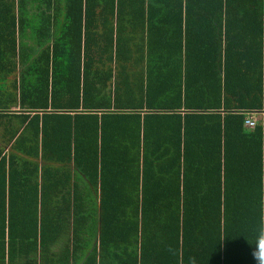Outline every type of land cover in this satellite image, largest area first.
<instances>
[{
	"label": "trees",
	"instance_id": "1",
	"mask_svg": "<svg viewBox=\"0 0 264 264\" xmlns=\"http://www.w3.org/2000/svg\"><path fill=\"white\" fill-rule=\"evenodd\" d=\"M22 65L38 73L22 75ZM133 77L143 85L132 88ZM90 78L116 92L117 118L146 120L126 151H113L130 162L117 173L105 166L98 175L88 161L103 132L97 115L45 114L63 108L53 92L62 79L79 97ZM165 111L176 119L173 136L147 123ZM56 122L66 138L48 144ZM1 128L11 147L0 145V264H28V250H39L37 237L65 210L90 229L101 225L108 264H258L264 0H0ZM51 238L60 256L77 260L72 235Z\"/></svg>",
	"mask_w": 264,
	"mask_h": 264
},
{
	"label": "crops",
	"instance_id": "2",
	"mask_svg": "<svg viewBox=\"0 0 264 264\" xmlns=\"http://www.w3.org/2000/svg\"><path fill=\"white\" fill-rule=\"evenodd\" d=\"M63 8V6H61ZM60 27V20L59 17H56V26H55V31L59 32L60 30L57 28ZM95 59L97 60L96 66L102 65L100 62V54H98V57L96 55V52L94 53ZM44 60V59H43ZM35 65V64H34ZM34 65H27L23 67L22 65V75H29L32 70L34 69ZM38 65V64H36ZM95 70V69H93ZM34 74H37L38 72H32ZM58 75L62 74V71L57 73ZM75 79V78H74ZM61 84L57 87L56 91H53L57 93V96H62L59 99V105H62L61 110H52L49 109L45 114H57V115H72L73 117L76 114H81L83 113L84 115H87L88 113L90 114H95L97 115V120L99 122V126L102 124V129L103 132L99 131V139H98V152L97 155L90 157L88 161H93L90 162V164H93L96 162L95 167H96V174L99 175L101 167L106 168H111L114 170V172H119L118 170L123 171V167L128 166L130 164L129 161H127L123 156L121 158H117L114 154V152L120 151L124 152L127 150L130 142V137H135L136 138V133H138V128L139 124L146 123V120L144 117L137 118L130 116L129 119H123L122 118H117L116 117V105L119 103L118 101L116 102L115 99L117 97V94L115 91H112L111 94H104V87H100L101 84L95 82L92 78H90L88 82V86L83 87L80 84V96L75 97L76 94L72 90H67L65 89V86H63L62 82ZM128 84L132 87H139L142 86L143 84L136 78H132L130 81H128ZM100 88V89H99ZM121 97L124 98V95L119 94V98ZM76 100H80V104L77 105ZM83 101V102H82ZM141 102V101H140ZM72 104H74L72 106ZM112 107V108H111ZM89 109V110H87ZM16 111L20 110V108H15ZM84 111V112H83ZM182 111V110H180ZM152 111H138V113H141L142 115L145 113H151ZM183 112V111H182ZM161 113V112H159ZM44 114V113H43ZM176 119L171 118V116L168 114V112L165 111V115L160 116V117H151V121H147V123H150L149 125H154L157 124L158 126H163L166 128V135L173 136V129L171 128V122H175ZM82 123V122H81ZM16 125V123H15ZM25 125H22V130ZM69 125H67L68 127ZM55 132H50L47 137H45L46 142L49 144L50 142H55L57 140H62L66 138L67 133L62 130V127H59L58 123L56 122L54 126ZM61 129V130H59ZM149 129H152V126H149ZM69 129L67 128L66 131ZM8 133L4 132V128L0 130V145L2 147H5L6 151L9 150L11 147L10 140L8 139L9 136H6ZM105 135L110 138H105L108 139L109 141V147L103 146L102 142L104 138H101V136ZM139 139L141 140V144L144 145V132H143V126L141 125L140 128V134ZM153 135L151 131V136ZM176 136V135H174ZM74 137V132L69 135V140L73 139ZM170 139V138H169ZM62 141H60L61 143ZM171 145V144H169ZM184 147V146H183ZM39 148H42V143L40 144ZM39 159V158H38ZM48 158L46 160V165L49 164ZM40 162V167H42L44 160L42 158L39 159ZM49 165H53V163H50ZM55 167V166H54ZM54 181H57L58 178L52 177ZM55 184H61L60 182H57ZM79 186H84L83 183H80ZM56 188V186H55ZM87 194H90L89 192ZM165 201V200H164ZM158 209L157 207H152V211ZM143 211V210H142ZM144 212V211H143ZM146 215V213H145ZM69 218L66 217V213L61 214L59 217L55 218V221L47 228V232L44 233V236L37 237V242L34 245H39L40 248L37 251H32L28 250L30 253H34L30 257L31 261L28 262V264H86L87 259L90 258L91 262L89 261V264H108L107 260L110 259V262H113V251L111 249L110 243L109 242H104L101 243V238H100V230H101V225L98 226V229L95 231L94 229H90L89 224L86 222H82L80 218H76L75 215L73 214L71 217V222L68 221ZM40 226H44L46 224L45 221L39 223ZM99 224V223H98ZM24 227V226H23ZM25 228V227H24ZM68 229V234L67 235H72L73 240L72 243L68 245V248L73 251V250H79L80 254L77 260H73V258H64L60 256V249L58 248V244L50 243L48 242V239L51 238V233L54 235L59 236L58 241H62L63 237L65 236V230ZM28 234L34 236L30 231H27ZM60 233V235H59ZM41 237H46V242H43V238ZM96 237H99L97 240H92L93 238L96 239ZM30 246V245H29ZM44 247H51V252L46 253L44 252ZM94 247H96L94 249ZM31 248L33 245H31ZM93 249V250H92ZM85 251H88V255L86 256V259H84V253ZM62 254H65L66 252H69L67 250H61ZM93 253V255L91 254ZM36 254H46V257L42 259L41 256L36 255ZM124 257V256H123Z\"/></svg>",
	"mask_w": 264,
	"mask_h": 264
},
{
	"label": "clouds",
	"instance_id": "3",
	"mask_svg": "<svg viewBox=\"0 0 264 264\" xmlns=\"http://www.w3.org/2000/svg\"><path fill=\"white\" fill-rule=\"evenodd\" d=\"M252 256L258 264H264V234L259 237L257 248L253 250Z\"/></svg>",
	"mask_w": 264,
	"mask_h": 264
},
{
	"label": "rangeland",
	"instance_id": "4",
	"mask_svg": "<svg viewBox=\"0 0 264 264\" xmlns=\"http://www.w3.org/2000/svg\"><path fill=\"white\" fill-rule=\"evenodd\" d=\"M59 20H62V18L59 17ZM7 85L9 86L8 83L4 84V86H7ZM257 119L259 120L260 117H257ZM78 199H80V198H77V201H78ZM69 200H70V199H69ZM69 200H68V201H69ZM67 204H71V203H67ZM72 211H74V210H65V211H62V212H66V217L69 218V220H68L69 222H71V217H72V215L74 214ZM64 232H65L64 235L67 236V234H68V229H66ZM92 240H96V239L93 238ZM88 253H89L88 251H85L84 256H83L84 259H86V256L88 255ZM63 255H64V254H63Z\"/></svg>",
	"mask_w": 264,
	"mask_h": 264
},
{
	"label": "built area",
	"instance_id": "5",
	"mask_svg": "<svg viewBox=\"0 0 264 264\" xmlns=\"http://www.w3.org/2000/svg\"><path fill=\"white\" fill-rule=\"evenodd\" d=\"M259 123V120L257 119V117L255 115H251L250 118L247 119V126L251 129H254L257 127Z\"/></svg>",
	"mask_w": 264,
	"mask_h": 264
}]
</instances>
